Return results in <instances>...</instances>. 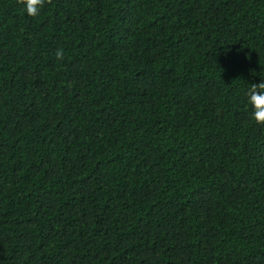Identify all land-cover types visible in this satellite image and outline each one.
Segmentation results:
<instances>
[{
  "label": "trees",
  "instance_id": "16d2710c",
  "mask_svg": "<svg viewBox=\"0 0 264 264\" xmlns=\"http://www.w3.org/2000/svg\"><path fill=\"white\" fill-rule=\"evenodd\" d=\"M262 78L264 0H0V264H264Z\"/></svg>",
  "mask_w": 264,
  "mask_h": 264
},
{
  "label": "clouds",
  "instance_id": "9594fccd",
  "mask_svg": "<svg viewBox=\"0 0 264 264\" xmlns=\"http://www.w3.org/2000/svg\"><path fill=\"white\" fill-rule=\"evenodd\" d=\"M16 2L27 16L36 18L46 5L51 4L52 0H16ZM55 56L58 61H62L64 59L63 49H58ZM245 96L251 112V120L257 125L264 126V78L258 84H250Z\"/></svg>",
  "mask_w": 264,
  "mask_h": 264
}]
</instances>
